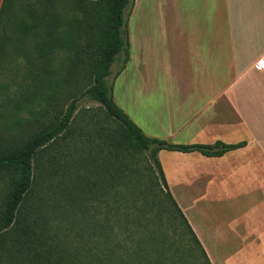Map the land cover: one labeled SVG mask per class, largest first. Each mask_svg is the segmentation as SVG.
Instances as JSON below:
<instances>
[{"label":"rangeland","instance_id":"374dc122","mask_svg":"<svg viewBox=\"0 0 264 264\" xmlns=\"http://www.w3.org/2000/svg\"><path fill=\"white\" fill-rule=\"evenodd\" d=\"M124 18L128 60L123 65L124 55H119L107 84L116 105L146 136H159L169 143L164 137L169 115L175 113V101L171 105L167 102V90L175 89V0H133ZM13 58L0 69V84L6 88L11 79H20L23 69V60ZM52 59L55 68L69 64L60 50L53 52ZM81 67V71L74 68L72 77L69 74L71 81H79L85 70L83 63ZM67 104L65 98L55 103L41 124L60 115ZM30 107L38 110L40 106ZM19 115L32 119L27 110ZM74 116L70 134L38 156L34 184L25 203L27 213L43 223L48 246L79 264H97L103 249H110L112 239L116 241L115 235L122 232L121 244L130 248L141 245V264H164L166 260L204 264L195 245L172 233L169 219L160 213V209L170 207L159 177L151 171L149 154L123 146L120 126L98 103L81 99ZM37 125L24 136L38 130ZM178 188L187 196L185 188ZM5 189L6 178L0 175V209ZM224 213L228 219L236 217L234 206ZM196 218L203 220V216ZM232 233L235 235L236 226ZM255 241L251 257L257 262L254 264H264V239ZM233 248L236 252L250 250L227 247L219 249L217 257L222 261L228 254L234 256Z\"/></svg>","mask_w":264,"mask_h":264},{"label":"trees","instance_id":"16d2710c","mask_svg":"<svg viewBox=\"0 0 264 264\" xmlns=\"http://www.w3.org/2000/svg\"><path fill=\"white\" fill-rule=\"evenodd\" d=\"M132 2L0 0V69L4 68L2 65L5 62L14 60L13 57L23 60L20 79H11V86L7 88L0 84V175L6 178L0 209L1 264H79L67 254L59 256L55 249L48 246L43 223L27 213L25 203L34 184L38 156L61 137L70 134L78 102L83 98L98 103L105 114L118 123L123 146L134 152L149 154L152 165L149 167L159 177L170 207L160 209V213L169 219L168 227L172 233L188 238L198 249L204 264H210L167 189L156 155L166 150L221 157L240 144H169L146 136L116 105L107 78L121 53L124 55L123 65L128 60L129 43L124 15ZM56 50L66 54L67 66L59 64L58 68L53 67L52 54ZM82 63L85 69L83 75L78 82L71 81L74 68L81 71ZM11 87L14 90H10ZM62 98L68 102L65 110L49 123L41 124L50 107L53 108ZM34 104L40 106L38 110L30 107ZM26 110L32 119L20 117L19 114ZM35 124L39 129L24 136L26 131L34 130ZM122 234L115 235L116 241L112 239L114 245L110 249H103L97 264L142 263L141 245L130 248L121 244ZM163 263L175 264L167 260Z\"/></svg>","mask_w":264,"mask_h":264},{"label":"crops","instance_id":"0c3cea01","mask_svg":"<svg viewBox=\"0 0 264 264\" xmlns=\"http://www.w3.org/2000/svg\"><path fill=\"white\" fill-rule=\"evenodd\" d=\"M263 54L264 0H175V89L167 90L175 113L164 140L240 144L221 157L157 153L167 189L187 210L210 264L257 263L250 253L264 239V70L256 67ZM232 206L236 217L228 219ZM232 246L250 250L233 248L221 261L219 249Z\"/></svg>","mask_w":264,"mask_h":264},{"label":"built area","instance_id":"2783aa9c","mask_svg":"<svg viewBox=\"0 0 264 264\" xmlns=\"http://www.w3.org/2000/svg\"><path fill=\"white\" fill-rule=\"evenodd\" d=\"M256 67L260 70H264V54L256 61Z\"/></svg>","mask_w":264,"mask_h":264}]
</instances>
